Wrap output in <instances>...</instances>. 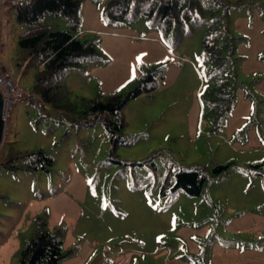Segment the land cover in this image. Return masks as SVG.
I'll use <instances>...</instances> for the list:
<instances>
[{
  "label": "rangeland",
  "instance_id": "rangeland-1",
  "mask_svg": "<svg viewBox=\"0 0 264 264\" xmlns=\"http://www.w3.org/2000/svg\"><path fill=\"white\" fill-rule=\"evenodd\" d=\"M80 1L78 36L97 55L52 102L18 65L26 28L1 6L0 64L25 98L0 147V264H20L39 219L63 240L60 264H264V168L252 167L264 162V0H185L192 18L167 31L143 16L110 22L111 0ZM43 22L73 31L62 16ZM154 71L155 90L122 111L121 144L103 121L82 125L90 101L125 98ZM39 151L49 172L4 165ZM220 164L233 167L218 179ZM197 169L202 194L173 193L175 175Z\"/></svg>",
  "mask_w": 264,
  "mask_h": 264
},
{
  "label": "trees",
  "instance_id": "trees-1",
  "mask_svg": "<svg viewBox=\"0 0 264 264\" xmlns=\"http://www.w3.org/2000/svg\"><path fill=\"white\" fill-rule=\"evenodd\" d=\"M81 6L80 0H28L10 5V12L26 28L19 38L18 65L26 69V73L31 69L37 70L35 91L45 102H52V97L63 87L62 79L67 71L82 67L86 60L97 55L96 42H84L78 36L81 33L78 31ZM191 7L192 3L189 5L185 0H111L104 15L116 24L143 16L160 24L167 31L174 24L182 26L185 21H189L192 18ZM48 15L62 16L69 20L73 31L54 30L46 25L43 21ZM156 86L154 71L146 74L137 89L125 98L113 94L104 100L90 101L89 108L84 112L88 118L82 125L91 127L96 121H103L111 144L113 148L116 147L123 142L125 124L121 115L125 105L129 100L155 90ZM17 162L22 165L16 166ZM53 163L51 157L39 151L22 157H10L4 165L10 170L49 172ZM232 167V164L215 166L213 176L219 179L229 173ZM252 167L263 169L264 162L253 164ZM207 180L199 169L181 171L174 177L172 191H184L190 197H199ZM46 227L47 223L39 219L35 233L22 251L20 264H60L67 256L60 235L50 233Z\"/></svg>",
  "mask_w": 264,
  "mask_h": 264
},
{
  "label": "built area",
  "instance_id": "built-area-1",
  "mask_svg": "<svg viewBox=\"0 0 264 264\" xmlns=\"http://www.w3.org/2000/svg\"><path fill=\"white\" fill-rule=\"evenodd\" d=\"M1 5L3 3H7L9 5H17L24 2H27L28 0H0ZM0 89L3 95V101H4V109H3V120L6 122L9 119L11 109L14 105V103L19 99H24L25 94L24 92L12 81L11 78L7 76V74L3 71L1 64H0ZM31 103L34 105H38V102L33 98L31 100ZM1 155V154H0Z\"/></svg>",
  "mask_w": 264,
  "mask_h": 264
},
{
  "label": "water",
  "instance_id": "water-1",
  "mask_svg": "<svg viewBox=\"0 0 264 264\" xmlns=\"http://www.w3.org/2000/svg\"><path fill=\"white\" fill-rule=\"evenodd\" d=\"M1 1H0V35H1ZM3 109H4V101L3 95L0 89V147L3 145L4 134H5V121L3 120Z\"/></svg>",
  "mask_w": 264,
  "mask_h": 264
}]
</instances>
